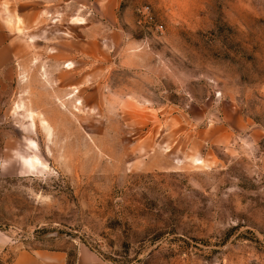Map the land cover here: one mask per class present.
Masks as SVG:
<instances>
[{"label": "rangeland", "instance_id": "obj_1", "mask_svg": "<svg viewBox=\"0 0 264 264\" xmlns=\"http://www.w3.org/2000/svg\"><path fill=\"white\" fill-rule=\"evenodd\" d=\"M0 264H264V0H0Z\"/></svg>", "mask_w": 264, "mask_h": 264}, {"label": "crops", "instance_id": "obj_2", "mask_svg": "<svg viewBox=\"0 0 264 264\" xmlns=\"http://www.w3.org/2000/svg\"><path fill=\"white\" fill-rule=\"evenodd\" d=\"M15 47L11 31L0 14V86L13 78ZM8 264H68V254L65 249L20 248L14 252ZM72 264H110L98 254L85 246L76 249Z\"/></svg>", "mask_w": 264, "mask_h": 264}]
</instances>
